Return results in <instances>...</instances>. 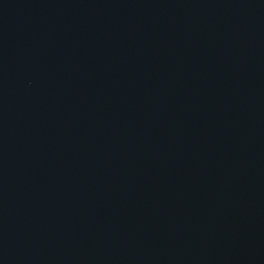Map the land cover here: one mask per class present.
Instances as JSON below:
<instances>
[{"label": "water", "instance_id": "95a60500", "mask_svg": "<svg viewBox=\"0 0 264 264\" xmlns=\"http://www.w3.org/2000/svg\"><path fill=\"white\" fill-rule=\"evenodd\" d=\"M0 264H264V0H0Z\"/></svg>", "mask_w": 264, "mask_h": 264}]
</instances>
